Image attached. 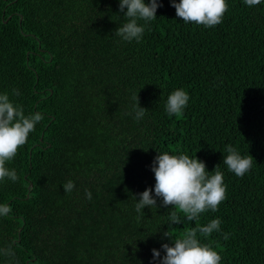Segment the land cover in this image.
Listing matches in <instances>:
<instances>
[{
  "label": "trees",
  "instance_id": "obj_1",
  "mask_svg": "<svg viewBox=\"0 0 264 264\" xmlns=\"http://www.w3.org/2000/svg\"><path fill=\"white\" fill-rule=\"evenodd\" d=\"M227 2L222 22L205 28L160 0L137 43L114 37L119 0H0V91L18 89L25 113L43 115L7 165L18 181L0 182L11 210L0 247L15 252L0 264H152V249L171 243L162 225L171 209L138 214L133 195L154 187L158 151L196 154L227 184L216 212L169 232L218 217L222 232L197 236L222 264H264V5ZM176 88L190 101L168 116ZM133 94L148 110L139 122ZM228 144L253 156L243 177L222 164ZM69 179L76 187L65 193Z\"/></svg>",
  "mask_w": 264,
  "mask_h": 264
},
{
  "label": "clouds",
  "instance_id": "obj_2",
  "mask_svg": "<svg viewBox=\"0 0 264 264\" xmlns=\"http://www.w3.org/2000/svg\"><path fill=\"white\" fill-rule=\"evenodd\" d=\"M248 8L264 5V0H242ZM162 4L160 0H119V10L123 13L124 22L115 30L114 37L124 42H141L144 34L150 29L152 21L157 19V10ZM176 16L182 22L212 28L220 24L228 9L227 0H171ZM18 89L11 93L0 91V182L5 179L16 182L17 171L7 165L27 142L31 133L42 121L40 112L25 113L22 104L17 103L13 96H19ZM132 111L129 115L139 122L146 112L140 106L139 98L132 96ZM190 95L184 88H176L169 93L164 103V111L168 116L180 115L188 106ZM227 155H223L222 164L228 172L243 177L253 167V156L242 154L232 144L225 146ZM154 173V187H149L135 197L136 213H144L145 208L167 207L166 222L168 230L163 233L171 243H162L161 248L152 249V264H222L221 254L209 243L201 242L199 232L204 238L213 233L222 232L220 218H213L198 229L174 236L169 228L187 221L197 220L201 214L216 212L219 205L226 199L227 184L224 172L219 165L209 171L206 163L197 155L186 152L178 154L158 151L151 165ZM75 182L69 179L63 184L65 193L75 189ZM85 196L92 199V192L85 189ZM159 201V203H158ZM171 206V207H169ZM6 203H0V218L10 214ZM224 239L228 234L224 233ZM0 256L15 257L12 247H0Z\"/></svg>",
  "mask_w": 264,
  "mask_h": 264
}]
</instances>
